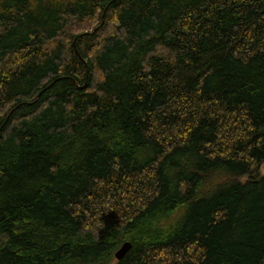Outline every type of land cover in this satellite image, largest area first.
I'll return each mask as SVG.
<instances>
[{
  "label": "trees",
  "instance_id": "1",
  "mask_svg": "<svg viewBox=\"0 0 264 264\" xmlns=\"http://www.w3.org/2000/svg\"><path fill=\"white\" fill-rule=\"evenodd\" d=\"M0 264H264V0H0Z\"/></svg>",
  "mask_w": 264,
  "mask_h": 264
},
{
  "label": "water",
  "instance_id": "2",
  "mask_svg": "<svg viewBox=\"0 0 264 264\" xmlns=\"http://www.w3.org/2000/svg\"><path fill=\"white\" fill-rule=\"evenodd\" d=\"M98 30V29H97ZM132 250V244L127 242L115 254L118 259H123Z\"/></svg>",
  "mask_w": 264,
  "mask_h": 264
},
{
  "label": "bare ground",
  "instance_id": "3",
  "mask_svg": "<svg viewBox=\"0 0 264 264\" xmlns=\"http://www.w3.org/2000/svg\"><path fill=\"white\" fill-rule=\"evenodd\" d=\"M96 30H97V29H96ZM78 54H79V53H78ZM40 95H41V93L38 95V98H39ZM126 243H127V242H126ZM124 244H125V243H124ZM121 247H122V246H121ZM116 253H117V252H116ZM125 257H126V256H125ZM125 257H124V258H125ZM124 258H123V259H124ZM115 259H116L117 261H121V260H123V259H118V258L116 257V255H115Z\"/></svg>",
  "mask_w": 264,
  "mask_h": 264
}]
</instances>
